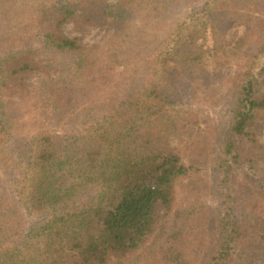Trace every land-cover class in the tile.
<instances>
[{
	"label": "trees",
	"instance_id": "trees-1",
	"mask_svg": "<svg viewBox=\"0 0 264 264\" xmlns=\"http://www.w3.org/2000/svg\"><path fill=\"white\" fill-rule=\"evenodd\" d=\"M169 1L153 0L145 17L170 7ZM219 1L225 9L213 22L207 18L214 12L197 11L176 21L162 42L153 30L136 25L135 0H53L41 6V28L22 35L7 26L24 19L0 12V133L5 96L31 109L38 88L43 116L81 118L74 132L34 129L15 145L18 166L10 180L0 175V264H264L257 241L249 246L260 249L259 255L237 249L240 229L230 222L231 193L220 203L214 200L201 223L187 222L201 209L196 205L176 209L169 229L157 212L159 205L171 210L175 182L186 172L182 148L204 140L205 131L216 155L211 177L218 173L217 186L230 187L239 139L258 111L264 114V96L251 78H240L227 97L231 107L224 123L200 120L190 106L192 99L216 96L204 93L217 80L206 70L199 44L207 24L215 39L229 21L249 29L250 10L258 8L253 0L244 6ZM70 21L106 25L111 50L95 53L65 36L59 27ZM32 71L47 77L28 90L20 75ZM258 124L260 131L264 123ZM37 213L45 219L23 227L24 214ZM156 232L167 233L166 239L149 251L146 244ZM227 233L232 244L226 243Z\"/></svg>",
	"mask_w": 264,
	"mask_h": 264
},
{
	"label": "rangeland",
	"instance_id": "rangeland-1",
	"mask_svg": "<svg viewBox=\"0 0 264 264\" xmlns=\"http://www.w3.org/2000/svg\"><path fill=\"white\" fill-rule=\"evenodd\" d=\"M52 1L0 0V12H5V10L14 12L15 18L24 19L21 23L15 20L7 26L13 31L22 32V35L24 31L35 32L34 30L41 28V6L50 4ZM106 1L112 3L117 0ZM217 1V4H214L212 0H170V7H166L161 12L154 14L152 18L147 19L145 13L151 9L153 0H135L134 5L136 6L132 8V11L138 12L136 25L144 26L146 30H153L157 33L155 39L162 42L166 32L171 30L176 21L183 20L192 13L209 9L208 11L214 13L212 19L210 17L207 19L213 22V19H217L220 12L225 9L219 5L220 1ZM253 1L257 2L258 8L255 7L250 10L253 15L249 29H244L243 26L229 21L224 29L225 33L219 34L215 39L210 27L211 22H209L204 37L199 40V44L203 48V62L206 70L213 73L217 78L212 82L210 90L207 91L206 89L204 93L210 95L209 92H214L213 95L216 96H200L192 99L190 106L195 109V112L201 113L200 120L204 117L209 124L225 122L226 110L231 107L227 97L233 93L234 87L239 82L244 81L239 80L240 78H251L258 95L264 96V0ZM237 2L243 6L249 5L247 0H237ZM145 5L148 11L144 9ZM18 12H21L20 16L16 17ZM52 18L53 16H51ZM259 18L262 20L257 24ZM2 25L4 23L1 21L0 27ZM59 28L65 36L78 38L81 46L91 48L95 53H100L102 49L111 50L109 36L112 31L108 30L106 25H84L80 27L70 21L63 23ZM11 39V42L17 43L19 41V38L16 37L14 39L11 37ZM218 62H221V65L217 64ZM46 77L47 75L41 71L24 72L20 75V81L26 84L28 90H34L39 87L41 78ZM36 90L40 91L33 93L34 102H30L31 109H23L12 102L9 103V96L12 99L16 96H11V94L5 96L6 99L3 103L7 105L6 116L1 115L5 129L3 128L0 133V140H2V146L0 145V175L3 176L2 179L10 180L9 176H12L14 169L18 166L19 158L16 155L15 145H18L19 139L25 137L27 133L29 134L34 129L39 128L53 130L61 134L62 132L70 133L74 132L81 122V118L77 114H73L65 120L52 119L48 115L43 116L41 113V88ZM258 120L264 123V114L261 110L258 111L252 128L247 130L249 133L239 139L238 157L236 163L232 165L233 174L230 187L217 186L216 182L221 177L218 173L211 177L213 175L212 168H214L213 160L216 155L210 149L213 143L208 137L210 135L209 130L204 132V140L194 141L186 148H182L181 159L186 167V172L179 176L175 182L171 210L166 211V213L160 205L157 206L159 219L161 221L164 218L167 220L168 229L173 224V215L176 209L192 208L193 205H196L197 209H201L193 217H189L187 222L189 224L201 223L211 211L210 207L222 202L226 194L231 193L233 200L231 198L230 213L233 212L234 215L230 222L236 223L237 227L234 228L240 229L241 233L235 237L239 236L235 241L237 246H240L237 248L238 251L245 249L247 253L254 251L258 254L261 252L260 249L255 251L254 245L249 246L257 241L256 246L264 247V239H260L261 235L264 234V125L259 131L257 128L261 124L257 125ZM6 175L7 177H5ZM211 190L216 192L215 198H212ZM197 198L198 200H196ZM214 200L217 203H214ZM208 208L209 210L206 212ZM24 219L25 225L23 224V227L32 220L37 219V223H40L45 218H41V213H37L34 216L24 214ZM229 227H233V225L230 224ZM217 233L215 231L213 235L216 236ZM166 236L167 233L156 232V236L149 240L146 247L149 251H154L157 245L166 239ZM193 236L194 234L191 237ZM224 237L228 239L226 243L232 244L234 242L229 240L230 234L227 233ZM153 244H155L154 247ZM127 264L131 263L127 262Z\"/></svg>",
	"mask_w": 264,
	"mask_h": 264
}]
</instances>
